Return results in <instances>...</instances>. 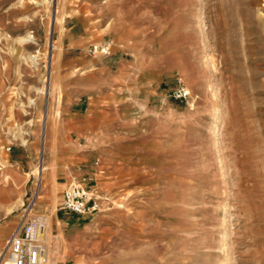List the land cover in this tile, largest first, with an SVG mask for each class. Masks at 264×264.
<instances>
[{"label": "rangeland", "instance_id": "374dc122", "mask_svg": "<svg viewBox=\"0 0 264 264\" xmlns=\"http://www.w3.org/2000/svg\"><path fill=\"white\" fill-rule=\"evenodd\" d=\"M25 213L57 264H264V0H0V253Z\"/></svg>", "mask_w": 264, "mask_h": 264}, {"label": "built area", "instance_id": "2783aa9c", "mask_svg": "<svg viewBox=\"0 0 264 264\" xmlns=\"http://www.w3.org/2000/svg\"><path fill=\"white\" fill-rule=\"evenodd\" d=\"M186 86L176 90V96L188 98ZM62 208L80 215L92 213L97 208L96 201L89 192L78 184H69L63 191ZM25 213L19 226L8 239L0 253V264H44L46 245L41 238L44 221L37 217H28Z\"/></svg>", "mask_w": 264, "mask_h": 264}, {"label": "bare ground", "instance_id": "6f19581e", "mask_svg": "<svg viewBox=\"0 0 264 264\" xmlns=\"http://www.w3.org/2000/svg\"><path fill=\"white\" fill-rule=\"evenodd\" d=\"M51 28H53V26H51ZM20 41L21 42H32V43H35L34 42L35 41V36L34 35H29V34L25 35V36H21L20 37ZM27 58L31 62H35V60L37 59V55L31 54ZM41 91L46 93L47 92L46 91V87L44 86V88H41ZM30 103L31 104H36V100L31 98ZM220 113H221L220 107H219V105H216L214 107L213 111H212L211 119H210V121H212V125L210 126V127H212V128H210L212 131H214L217 128L216 123H217V121L219 119ZM24 143H27V140L24 139ZM42 160H44V159L42 158ZM15 208H16V206H12V207L9 208V211L12 212ZM38 218H41L44 221V227H43V231H42V234H41V238H42V240L44 241V243L46 245V250H45V253H44V257H45L44 264H57L58 261L55 258L51 247L49 246V244H47L49 238L51 237V233H50L51 228H52L51 218H49L47 216H39Z\"/></svg>", "mask_w": 264, "mask_h": 264}, {"label": "crops", "instance_id": "0c3cea01", "mask_svg": "<svg viewBox=\"0 0 264 264\" xmlns=\"http://www.w3.org/2000/svg\"><path fill=\"white\" fill-rule=\"evenodd\" d=\"M213 109H214V107H213ZM213 109H212V111H213ZM211 114H212V112H211Z\"/></svg>", "mask_w": 264, "mask_h": 264}]
</instances>
